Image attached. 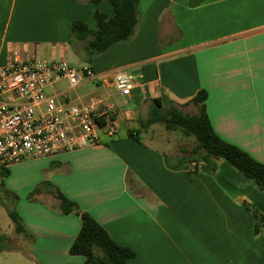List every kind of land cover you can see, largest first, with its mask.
I'll list each match as a JSON object with an SVG mask.
<instances>
[{
	"label": "crops",
	"instance_id": "1",
	"mask_svg": "<svg viewBox=\"0 0 264 264\" xmlns=\"http://www.w3.org/2000/svg\"><path fill=\"white\" fill-rule=\"evenodd\" d=\"M97 11L114 15L108 0H0V65L16 50L25 59L85 66V43L72 37V25L97 29ZM90 66L100 79L73 89L62 81L46 92L71 105L97 97L114 103L120 131L99 147L8 168L9 177L26 178L8 190L19 197L27 235L15 229L21 243L0 256L84 264L70 254L81 217L62 213L48 182L136 253L127 264H264V190L226 161L216 169L183 163L193 149L179 151L165 138L163 150L154 143L160 123L144 128L157 106L196 115L191 101L206 90L216 134L264 164V0H140L133 37ZM120 73L133 78L129 96L114 88Z\"/></svg>",
	"mask_w": 264,
	"mask_h": 264
},
{
	"label": "built area",
	"instance_id": "2",
	"mask_svg": "<svg viewBox=\"0 0 264 264\" xmlns=\"http://www.w3.org/2000/svg\"><path fill=\"white\" fill-rule=\"evenodd\" d=\"M98 79L90 65L75 68L65 59H25L12 51L0 65V168L99 147L103 136L115 137L120 125L114 103L97 97L86 105H71L46 92L62 81L73 89ZM133 87L131 76L116 75L114 88L122 96H129Z\"/></svg>",
	"mask_w": 264,
	"mask_h": 264
},
{
	"label": "trees",
	"instance_id": "3",
	"mask_svg": "<svg viewBox=\"0 0 264 264\" xmlns=\"http://www.w3.org/2000/svg\"><path fill=\"white\" fill-rule=\"evenodd\" d=\"M103 0H89L90 4L99 5ZM113 8L112 18L100 11L96 12L97 29L90 30L86 23L76 21L72 25V37L85 43L86 65H91L95 59L117 42L128 40L135 34L139 21L140 0H108ZM203 0H199L201 3ZM208 92L200 90L191 103L198 108L196 115L186 114L175 107L160 111L157 106L150 118L144 124L148 128L154 124H164L167 131L178 132L185 138H195L196 145L190 152V158L184 160L195 161L216 169L218 161H226L245 176L252 179L264 190V164L255 160L241 148L222 140L214 131L206 110ZM158 104V103H157ZM135 139L137 137L133 135ZM138 141V139H137ZM1 177H9L8 169L0 168ZM47 192L60 201L63 214H79L82 221L81 230L70 248L72 256L85 258L84 264H127L136 253L116 243L103 226L89 213L82 212L78 205L69 200L59 191H54L50 183H46ZM35 190L31 195L37 193ZM7 197L11 200L13 209L7 214L15 224L18 234L27 235L22 218L15 207L19 197L9 190ZM7 242L0 237V253Z\"/></svg>",
	"mask_w": 264,
	"mask_h": 264
},
{
	"label": "rangeland",
	"instance_id": "4",
	"mask_svg": "<svg viewBox=\"0 0 264 264\" xmlns=\"http://www.w3.org/2000/svg\"><path fill=\"white\" fill-rule=\"evenodd\" d=\"M69 63L75 68H80L79 66H81V63H79L78 61H76L72 58H70ZM186 114H189V113H186ZM156 129H157L156 137L158 138V140H157V138H155L156 140L154 141V143L157 146H160V148L163 150L166 149V144L164 142L165 138H169L171 140L173 147L174 148L178 147L179 151H181L183 149L190 151L193 149V147L196 144L195 138H193V137L192 138H185L181 134H179L178 132L167 131L165 129L164 124H162V123L158 124L155 127V130ZM27 163L29 164V163H31V161L23 163L21 167H24L25 164H27ZM22 176L23 177H20L17 175L16 176L14 175L11 177H1L0 176V233L2 235L6 236V238H9V240L7 239V242L5 243V245L3 247V249H6V250L13 249L14 247H17L19 243H21V242H18V237L15 235L16 234L15 233V225L12 223V221L10 220V218L7 214L8 209L14 208L11 200L7 197V191L9 189L8 186H10L12 184L13 185L25 184L26 178L24 177V175H22ZM20 208H21V211H24L25 205L22 204L20 206ZM15 209L17 211V204H16ZM12 256H13L12 252H9L8 254L5 253L2 256H0V264H16Z\"/></svg>",
	"mask_w": 264,
	"mask_h": 264
}]
</instances>
